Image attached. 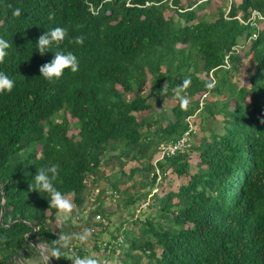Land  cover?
Wrapping results in <instances>:
<instances>
[{
	"label": "trees",
	"instance_id": "obj_1",
	"mask_svg": "<svg viewBox=\"0 0 264 264\" xmlns=\"http://www.w3.org/2000/svg\"><path fill=\"white\" fill-rule=\"evenodd\" d=\"M212 1L0 0V38L10 45L0 71L14 80L10 92H0V264L14 256L11 264H51L33 244L53 264L88 254L77 222L56 227L48 195L29 188L35 170L56 164V187L73 196L82 215L90 187L102 196L97 185L114 177L111 194L120 192L128 161L141 168L127 177L152 171L151 186L157 185L152 163L159 146L187 132L194 138L190 128L198 113L206 115L201 129L207 136L158 164L183 177L190 172L188 154L196 150L198 171L177 192L152 196L156 220L134 219L140 201L132 196L123 204L130 221L110 230L105 219L111 212L99 196L85 225L109 240L96 238L94 249L103 247L105 263L264 264V20L251 19L253 11L264 18V0H224L208 20L199 14ZM15 8L20 15L13 17ZM166 10L174 16L166 17ZM56 26L68 29L59 47L73 52L79 67L48 82L39 68L53 53L40 55L35 43ZM76 36L83 42L77 44ZM246 49L256 71L249 86H240L233 76ZM184 79L189 83L180 89ZM210 95L220 100L208 102ZM178 96L188 98L186 108ZM168 100L172 107L158 113L154 103ZM217 116L223 117L219 134ZM72 126L78 132L69 136ZM98 215L104 222L96 221ZM61 236L68 246L54 256L50 250L60 247Z\"/></svg>",
	"mask_w": 264,
	"mask_h": 264
},
{
	"label": "rangeland",
	"instance_id": "obj_2",
	"mask_svg": "<svg viewBox=\"0 0 264 264\" xmlns=\"http://www.w3.org/2000/svg\"><path fill=\"white\" fill-rule=\"evenodd\" d=\"M194 1V0H192ZM229 1V0H227ZM235 4H239L241 0H233ZM183 5H187L188 0H182ZM224 5V0H213L212 3L204 9L199 15L201 17H204L205 19L208 20H214L216 18V14L214 12L216 11L217 8H220L221 6ZM166 17H171L174 16L172 11H165ZM177 19V17H175ZM244 42H240V45H242ZM246 50L241 51L239 54L242 56V62L240 63V70L233 76V82L242 86H249V79L251 78L252 75H254L256 71V65L254 64V60L252 56H247L245 57V52ZM223 98V97H222ZM219 98L216 95H210L207 97L208 102H215ZM220 100V99H219ZM151 103V102H150ZM173 105V102L171 100L168 101H157L154 103L155 109L158 113H161L163 111H168ZM206 116V115H204ZM201 114H197L195 117L192 118V127L195 130V136L194 138H190V141L194 145H198V143L205 137L207 136V131H204L201 129L202 125H204L203 118ZM68 119L72 125L76 123L75 120H72L69 116ZM212 120H208V123L206 122L205 124H212ZM165 125V124H164ZM215 130L216 133H223V117L222 116H217V119L215 121ZM77 129H75L74 126H72L69 130L68 135H76L77 134ZM189 155V163L191 164L190 167V172L188 175H185L183 177H178L176 173H174L172 170H168L166 172H161V180H159L158 183L155 182L154 186H151V178L153 177V172L151 171L150 174L146 172H136L134 173L132 178L127 177L128 173L130 170L135 169V168H141L138 166V163L136 161H128L127 166L125 167V175L126 177H123L124 183L120 186V192L118 194H111V189H110V181L112 182L115 180L114 177H109L110 175H106L109 177L108 181L104 180L100 183V185L96 188H99L100 190H105V192L100 196L97 191H94V187L89 188V192L85 195L86 196V201H85V210L91 211L93 208H95V200L100 196L101 201H104L106 203V207L111 212V217L109 220L105 219V222H109L110 225H108L110 230H115L116 228L119 227L120 224H122L123 221L129 222L130 221V213L129 211H126L124 208V203L131 198L132 196L137 198L138 201H140L138 207L135 209L134 213V219H137L138 217L143 220V222L147 221V219L151 220H156L157 218V213L154 211L152 208V205L154 204V201L152 200L153 195H157L159 198H162L169 192H177L180 188L181 185L186 184L190 180V176L195 174L198 171V163H200L199 159V153L196 150H191ZM145 162V163H144ZM143 162V165L145 166L147 164L146 161ZM155 168L156 172V167H155V159L152 163ZM106 174L111 172L109 170H106ZM119 179V175H118ZM118 182L121 183L120 179ZM96 193V195H95ZM147 194V195H146ZM112 196V197H111ZM107 197V198H106ZM146 197V199H145ZM70 200V199H69ZM71 203L73 201V196H71ZM142 204H147V206L143 209H140V206ZM134 211V210H133ZM96 219V218H95ZM93 221H90V225H93ZM57 221L55 222V226L58 227ZM129 228L133 230V224L130 223L128 224ZM98 229L97 227H93ZM99 230V229H98ZM79 233L83 234L82 232L84 231V228L81 226L79 228ZM100 231V230H99ZM95 233V229H94ZM88 234L90 232L88 231ZM94 235V234H93ZM89 237V236H88ZM94 238V236H93ZM96 238L98 240H101L102 243L108 242L109 240V234L105 233L103 235H98L94 238L95 245H98V240L96 241ZM84 241H87L86 238L83 239ZM122 240H120L121 242ZM91 242V241H90ZM88 243L87 247H84L85 250L89 253H95L96 256H99L97 259L100 260L101 264H104L105 262L101 260V258L105 255V251L103 250V247L100 250H92V245L91 243ZM99 246V245H98ZM44 257V256H43ZM45 258V257H44ZM119 261V260H118ZM40 262V261H39ZM147 262L146 259H143L142 264H145ZM47 262L41 261L40 264H46ZM18 264V263H17ZM21 264V263H20ZM29 264H36L32 261H29ZM105 264H117V259H113L111 262H107Z\"/></svg>",
	"mask_w": 264,
	"mask_h": 264
},
{
	"label": "clouds",
	"instance_id": "obj_3",
	"mask_svg": "<svg viewBox=\"0 0 264 264\" xmlns=\"http://www.w3.org/2000/svg\"><path fill=\"white\" fill-rule=\"evenodd\" d=\"M7 7L11 8V5H8ZM11 14L13 17L19 16L20 9H13ZM49 19H51V17H49ZM67 36L68 29L66 27L56 26L44 31L36 40L35 51L37 53L42 56L49 51L53 53V58L39 68V76L48 82L60 79L65 69H68L73 73L78 71L79 61L77 57L73 54V52L63 50L59 47ZM74 40L77 44H80L83 42V37L76 36L74 37ZM9 47V42L4 38H0V62H3L5 57L8 55L7 50ZM53 47L57 49L54 52L51 50ZM188 83V79L182 80L179 88H185ZM13 87L14 80L5 72L0 71V92H10ZM206 87L211 88L212 84H207ZM178 99L181 109L186 108L188 105V98L186 96H178ZM56 179L57 165L52 163L41 167L39 170H35V174L32 176V183L29 184V188L31 190H36L38 193H46L49 197L50 205L56 209L58 219L61 221H67L72 213L73 205L71 201L66 198V195L56 187L54 183ZM84 238V236H81L82 240ZM57 243L60 244V247H53L50 250L51 254L54 256H59L61 248L67 247L69 241L67 237L61 236ZM37 247L40 246L37 245ZM71 261L72 264H99L95 253L74 255L71 257Z\"/></svg>",
	"mask_w": 264,
	"mask_h": 264
},
{
	"label": "built area",
	"instance_id": "obj_4",
	"mask_svg": "<svg viewBox=\"0 0 264 264\" xmlns=\"http://www.w3.org/2000/svg\"><path fill=\"white\" fill-rule=\"evenodd\" d=\"M256 18L264 20V18L258 12L253 11L251 19L254 20ZM256 37L257 36L254 35V38H256ZM205 97H206V95H203V98H205ZM190 129H193L192 125H191ZM190 137L191 136H190L189 132H187L186 134L183 135L182 138L176 140L175 142L169 143L167 145L163 144L158 148V155H157V158L155 159L157 183L159 182V180H161V172L158 168V164L160 162H163L167 159H170V158L176 156L178 153L185 152L190 146ZM146 206H147V204H142L140 206V209H143ZM96 221L104 222L103 218L99 215L96 217Z\"/></svg>",
	"mask_w": 264,
	"mask_h": 264
},
{
	"label": "crops",
	"instance_id": "obj_5",
	"mask_svg": "<svg viewBox=\"0 0 264 264\" xmlns=\"http://www.w3.org/2000/svg\"><path fill=\"white\" fill-rule=\"evenodd\" d=\"M66 198L71 200V196H67ZM72 205H73V210H72V213H71V215H70V217H69V219L67 221L77 222L76 226H77V232L79 234V237L81 238V236H84L87 239V241H84V240L81 239V243H82L83 248L87 247L88 243L91 241L90 243L93 244L92 245V250H94V248H95L94 238L96 237L95 235H99L100 234V231L95 228V233H94V228L93 227L90 229V228H88L85 225L87 220H88L86 216H87V214L90 211L85 210V212L82 215H79L78 214V209L74 205V201H72ZM56 221L58 223V225L56 224L58 227L61 225L62 222H66V221H61L60 219H58V216H57V220ZM81 226L84 228V231L82 232L83 234H80L79 231H78ZM88 231L90 232V234H88ZM93 234H95V235H93ZM93 236H94V238H93ZM98 257L99 256H97V258ZM98 262H100L99 259H98Z\"/></svg>",
	"mask_w": 264,
	"mask_h": 264
},
{
	"label": "water",
	"instance_id": "obj_6",
	"mask_svg": "<svg viewBox=\"0 0 264 264\" xmlns=\"http://www.w3.org/2000/svg\"><path fill=\"white\" fill-rule=\"evenodd\" d=\"M5 202V195H3V203ZM1 222H3V219H2V216H1ZM34 245V247L37 249V250H39L40 252H41V254L45 257V258H47L50 262H51V264H53V262H52V258L48 255V253H46V251L43 249V248H41V247H37V244H33ZM47 255H46V254ZM14 259H17L18 260V257L17 256H14V257H12L10 260H9V262H8V264H11L12 262H13V260Z\"/></svg>",
	"mask_w": 264,
	"mask_h": 264
}]
</instances>
